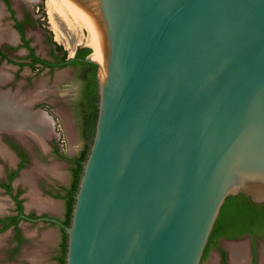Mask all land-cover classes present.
I'll return each instance as SVG.
<instances>
[{
    "label": "water",
    "instance_id": "1",
    "mask_svg": "<svg viewBox=\"0 0 264 264\" xmlns=\"http://www.w3.org/2000/svg\"><path fill=\"white\" fill-rule=\"evenodd\" d=\"M70 1L100 63L64 264H201L227 198L264 204V0Z\"/></svg>",
    "mask_w": 264,
    "mask_h": 264
},
{
    "label": "rangeland",
    "instance_id": "2",
    "mask_svg": "<svg viewBox=\"0 0 264 264\" xmlns=\"http://www.w3.org/2000/svg\"><path fill=\"white\" fill-rule=\"evenodd\" d=\"M0 11V29L7 28L16 37L14 42L0 41V49L7 51L11 61H13L10 62L0 58V72L7 74V80L0 83V91L10 95L17 93L27 97L28 102H25L27 104V115L33 114L44 117L47 123L46 130H49L46 138H43V142L39 139L36 140L29 134H25V139L21 138L19 141L13 134L6 131L0 132V139L6 144V140L16 143L29 154L30 162L23 171L30 173L29 182L31 183L28 182L24 184L25 186L21 185L22 182L17 184L25 188L24 204H28L33 198L43 205L42 211L61 217L64 208L63 202L38 196L35 182L42 176L56 178L65 185L69 182V173L66 166L50 155L49 145L56 138L61 152L67 155L76 154L82 146L79 141V131L71 111L73 99L80 90L79 78L76 75L77 67L66 66L52 71L38 67L35 69L28 66L19 67L16 63L27 59L28 51L20 46L14 22L15 19L21 21L25 16H28V21L23 29L24 37L37 56L47 59H50L49 53L54 49V43L62 48L61 52H55L56 55L61 57L64 51L67 59L73 55L77 47L91 49L87 45L88 32L85 28L69 27L57 14L49 10L46 0H0ZM8 47L12 50L9 51ZM90 55L92 56V53ZM29 98H31L30 101ZM1 150L4 149L0 148V166L2 167L0 182L3 178V172L14 167L17 160L10 158L11 160L8 161L1 155ZM42 158L45 159L42 161ZM0 203L2 204L0 215L13 212L14 204L1 188ZM32 208L39 211L35 207L28 206L26 210L30 209L32 211ZM21 229L22 233L29 236L30 240L21 248L18 257L22 259L24 253L35 251L34 254L37 257L32 264H56L54 256L61 237L58 227L43 223L35 225L21 223ZM12 239L11 230L8 229L0 233V264H29V262H25L20 258L17 261L6 258L4 249L13 242ZM257 242L258 259L256 264H260L262 262L261 250L264 248V233ZM221 244L227 250L226 264H232L229 258V245L245 244L248 254L250 251L249 241L246 237H242L238 241H222ZM22 252L24 253L22 254ZM201 264H221L219 254L209 247Z\"/></svg>",
    "mask_w": 264,
    "mask_h": 264
},
{
    "label": "flooded vegetation",
    "instance_id": "3",
    "mask_svg": "<svg viewBox=\"0 0 264 264\" xmlns=\"http://www.w3.org/2000/svg\"><path fill=\"white\" fill-rule=\"evenodd\" d=\"M27 21H28V16H25L21 21L15 19V22H14L15 32H16V35L18 36L20 46L25 48L28 51L27 59L18 61V63L16 64L19 67L28 66L31 69H35L38 67L43 70L47 69L48 71H52L56 68H63L66 66H76L77 67L76 75L79 78L78 81L80 82V90L73 99V104H72L73 106H72L71 111L74 117V122L77 125V130L79 131L78 132L79 141L82 143V146L80 147V149L77 151L76 154L67 155L66 153L61 152L59 148V143L56 140V138H54L53 142H51L49 145L50 155H52L55 160L62 162L66 166V169L69 173V182L67 185H65L64 183L60 182L56 178H47L45 176L39 177L38 180L35 182V185L37 186L38 196L47 197L55 201L63 202L64 208H63V213L60 217L57 215L48 214L46 211H42L43 207L41 208L36 207L39 211H35L34 208H32L33 209L32 211L30 209L26 210L28 204H24L23 202L25 199V195H24L25 188L21 187V185L14 186L13 182L15 178H17L19 173L25 167H27L28 163L30 162L29 154L26 153L24 149L22 150L19 147V145H17L16 143L6 140L8 146L15 153L17 160L15 162L14 167H12L9 171L3 172V176H2L3 178L0 182V188L2 189L3 193L6 194L10 198V201L14 204V208H13V212L6 214V215L5 214L0 215V233L8 229L11 230V237H13L12 239L13 242L8 247H6L4 250L6 253V258L8 260L17 261L20 258L18 256L20 254L21 248L24 246L25 243L29 242L30 240L29 236L22 233L21 223H27L30 225L43 223V224H49L52 226H57L58 229L60 230L61 237H60V241L57 246V249H56V255L54 256V260L56 261V264H60L59 258L63 257V254H64L63 253L64 252L63 251L64 234H65L64 227H66L64 223L66 219L68 218V206H67L68 203H67L66 196H67V192L70 190L72 179H73L72 171H71L73 167L72 160L79 158L82 151L84 150L86 146V142H84L81 136V115H80V111L83 112V107H84L83 101H82L83 80L81 79L82 73H81V68L79 65H66L63 67L57 66L59 62L61 61L62 56L59 57L58 55H56L55 52L57 50L55 49V46H54V49L51 50V52L49 53L50 59L39 57L34 53V50L29 46L26 38L24 37L23 29ZM19 24L21 25L20 27H18ZM24 42H27L28 46H25ZM10 47H12V45H10ZM10 50H12V48H9V51ZM30 50L33 51V54L35 55V57L39 58L40 60L44 62H47L48 65H53V66H46L42 62L33 63V59L30 56V52H29ZM0 58L13 62L11 61L10 59L11 57L8 54V52L3 49H0ZM68 59H71V58L69 57ZM68 59L66 58V60ZM31 64H33V66H31ZM44 159L45 158H42L41 160L43 161ZM13 173H17V174L13 179L10 180ZM8 185H9V190H7ZM35 185L34 187L36 191ZM32 207H35V206H32ZM13 221H16V223L14 224ZM242 237H246L248 239L250 251H249L247 260H243L242 262L238 264H242V263L256 264L257 259H258V255H257L258 251H257L256 246L258 245L257 241H259V239H254L253 237H250L248 234H244V233L239 235L235 239H227L224 236H219L210 245V247L219 254L221 264L227 263V259H226L227 250L224 249L221 242L222 241H225V242L238 241ZM221 250L224 252V256L221 254ZM23 251L25 252L26 250L24 249ZM24 252H22V254ZM203 257H202V260H203Z\"/></svg>",
    "mask_w": 264,
    "mask_h": 264
},
{
    "label": "trees",
    "instance_id": "4",
    "mask_svg": "<svg viewBox=\"0 0 264 264\" xmlns=\"http://www.w3.org/2000/svg\"><path fill=\"white\" fill-rule=\"evenodd\" d=\"M21 25L19 24L18 27ZM25 46H28L27 42H24ZM57 51H62L61 46L54 43ZM30 56L33 59V63L42 62L46 66L47 62L35 57L33 51L30 50ZM92 53V50L88 47H78L75 50L73 58L66 60V53L62 52L61 61L57 66L63 67L66 65H79L81 68V79L83 80L82 86V101L83 112L81 115V136L86 146L82 151L79 158L72 160V184L70 190L67 192V206H68V218L65 221V226H68L70 221V213L72 210L74 195L77 189L78 180L82 171V165L86 158L89 146L91 144L94 125L97 112V84L95 81V74L97 71V65L93 63H87L84 59ZM33 66V64H31ZM17 173H13L10 180L16 176ZM9 190V185L7 186ZM20 209V207H19ZM15 224L16 221H13ZM248 234L254 239H259L264 233V204H255L249 201L243 195H237L235 197H229L224 202L220 209L219 215L214 223L212 231L209 235L208 242L204 249L206 254L210 245L219 236H224L227 239H235L241 234ZM66 249V233L64 234L63 244V257L59 258L60 264H64ZM203 253V255H205ZM221 254L224 256V252L221 250Z\"/></svg>",
    "mask_w": 264,
    "mask_h": 264
},
{
    "label": "bare ground",
    "instance_id": "5",
    "mask_svg": "<svg viewBox=\"0 0 264 264\" xmlns=\"http://www.w3.org/2000/svg\"><path fill=\"white\" fill-rule=\"evenodd\" d=\"M46 2L49 10L52 13L57 14L69 27L85 28L87 30V45L92 49V56L90 55V57L94 61L100 63V50L97 38L90 25L83 18L74 4L70 0H46ZM15 40L16 37L14 36L13 32L9 31V29H0V41L14 42ZM6 80L7 74L0 72V83ZM30 99L31 98H29V101ZM25 102H28L27 97L21 96L17 93L10 95L5 92H0V126L11 125L14 133L20 139H25L24 135L29 134L36 140L39 139L42 141L44 137L46 138L49 131L46 130L47 123L42 116H35L32 113H30L32 115H27V104ZM1 155L8 161L11 160L10 158H12L5 149L1 150ZM21 180L28 182L29 174L26 175V173H24V175L21 177ZM31 203L35 206V208L41 206V204L33 198ZM1 207L2 204L0 203V210ZM228 249L230 253V262L232 264H238L243 260H247L248 252L247 246L245 244L229 245ZM260 256L262 261L261 263L264 264V248L261 250Z\"/></svg>",
    "mask_w": 264,
    "mask_h": 264
},
{
    "label": "crops",
    "instance_id": "6",
    "mask_svg": "<svg viewBox=\"0 0 264 264\" xmlns=\"http://www.w3.org/2000/svg\"><path fill=\"white\" fill-rule=\"evenodd\" d=\"M24 173H26V175H27V174H30L28 171H23V170H22V174L20 175V177H19V175H18L16 185H17L19 182H22L21 185H22V186H25L24 184H27V183L30 181V179H29L28 182H25V181L21 180V177H22V175H24ZM29 183H31V182H29ZM16 185H15V186H16ZM31 200H32V198H31ZM31 200L28 202V206H31V207H32V206H34V205H32ZM40 207H43V205L41 204ZM40 207H38V208H40ZM34 253H35V251L29 252V253H24L23 256H22V260H24L25 262H29V264H30V263L32 264V263L35 261V258L37 257V255L34 254Z\"/></svg>",
    "mask_w": 264,
    "mask_h": 264
}]
</instances>
